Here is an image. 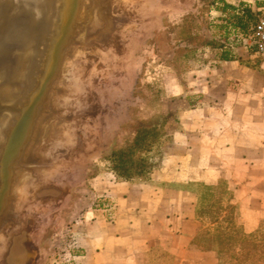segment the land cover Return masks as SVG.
<instances>
[{
	"label": "rangeland",
	"instance_id": "1",
	"mask_svg": "<svg viewBox=\"0 0 264 264\" xmlns=\"http://www.w3.org/2000/svg\"><path fill=\"white\" fill-rule=\"evenodd\" d=\"M138 1L117 0L108 15V35L88 53L86 70L74 72L79 96L68 101L69 111L45 139L49 163L39 177L25 180L18 189L26 200L15 209L16 225L0 242V264H61L75 253V225L88 218L86 206L97 202L90 200L92 178L113 171L110 153L129 144L138 126L165 123L166 134L150 153L151 170L159 168L171 152L177 116L208 102L192 92V70L209 66L223 50L235 56L245 47L249 29L234 26L231 16L238 11L231 6L248 7L255 20L259 14L258 0ZM259 61L257 54L244 59L264 73ZM218 187L225 191L228 213L217 223L202 221L201 237L226 242L233 237L225 228L242 231L231 184L224 179ZM254 233L256 238L264 235V219ZM215 242L208 244L217 252L216 264H246L232 258L233 250L220 252ZM260 247L264 251V244ZM18 250L24 258L14 256Z\"/></svg>",
	"mask_w": 264,
	"mask_h": 264
},
{
	"label": "crops",
	"instance_id": "2",
	"mask_svg": "<svg viewBox=\"0 0 264 264\" xmlns=\"http://www.w3.org/2000/svg\"><path fill=\"white\" fill-rule=\"evenodd\" d=\"M261 7L264 0L255 4ZM237 53L192 70L198 74L192 92L208 102L177 116L171 152L148 179L125 180L114 171L92 178L90 200L97 202L75 225L78 264H216L217 252L200 244L202 183L228 179L241 231L258 229L264 219V73L244 63L246 54H256L252 49ZM104 199L110 213L100 207Z\"/></svg>",
	"mask_w": 264,
	"mask_h": 264
},
{
	"label": "water",
	"instance_id": "3",
	"mask_svg": "<svg viewBox=\"0 0 264 264\" xmlns=\"http://www.w3.org/2000/svg\"><path fill=\"white\" fill-rule=\"evenodd\" d=\"M52 1L46 7L48 13L37 16L22 11L8 20L11 12L15 14L16 8L20 11L24 7L23 3L0 0V21L4 23L0 45L4 56L11 54V58L18 53L26 57L12 82L19 95L0 97V242L16 225L15 209L26 200L21 199L19 187L25 180L39 177L42 166L49 163L44 142L51 127L69 111L68 101L79 96L74 72L86 70L88 53L106 38L111 28V11L103 25L94 30L90 27L92 21L81 22L84 0ZM7 70L4 64L0 66V86L11 77ZM69 84L74 86L73 92L68 89ZM18 251L14 256L24 258L25 254Z\"/></svg>",
	"mask_w": 264,
	"mask_h": 264
},
{
	"label": "trees",
	"instance_id": "4",
	"mask_svg": "<svg viewBox=\"0 0 264 264\" xmlns=\"http://www.w3.org/2000/svg\"><path fill=\"white\" fill-rule=\"evenodd\" d=\"M231 7L238 11V14L234 13L231 16L233 17L234 26L239 27L243 32L249 29L247 31L248 33L252 25L256 22L252 10L248 7ZM247 33L245 32L244 34ZM220 57L222 59H230L234 56L229 50H223ZM164 124L165 123L161 125L143 124L138 126L136 135L129 144L115 149L110 153L108 158L114 160L112 168L118 177L125 180H133L136 178H144L147 174H151L153 171L151 170L153 162L151 161L150 153L166 134ZM218 184H200V186H203L204 190L203 192L200 190L198 215L200 218H204V220L207 218L210 219L212 223H217L224 219L228 213L227 206H224L223 200L225 191H223V188H219ZM211 189L212 191L208 192V190ZM214 205H216L215 209L213 208ZM231 230L230 228L224 229V232H226L229 237H233L226 242H222L215 238L201 237L200 233V244L203 248L213 249L208 242L210 240L212 242L216 241L219 247L223 249L220 250V252L233 250L232 253L235 256H232V258H235L236 261L245 262L246 264H264V251H261L262 247H260L261 244H264V235L260 238H256L255 233L245 234L244 232L239 233L236 230H234V232Z\"/></svg>",
	"mask_w": 264,
	"mask_h": 264
},
{
	"label": "bare ground",
	"instance_id": "5",
	"mask_svg": "<svg viewBox=\"0 0 264 264\" xmlns=\"http://www.w3.org/2000/svg\"><path fill=\"white\" fill-rule=\"evenodd\" d=\"M30 1V2H28ZM141 1V0H139ZM138 1V2H139ZM19 2L23 3L22 9L16 10L15 9V14H12V12L10 13L8 20H11L12 15H16L19 12L22 11H26L28 13H34L37 16L41 15L43 13H48L46 12V7H49L52 5V0H19ZM117 1L116 0H84V3H82V7H81V11H80V19L81 22H91L90 27H92V29L96 30L98 28H100L103 25V20L106 21V14L109 13L110 11H112V9L115 6V3ZM17 3V2H16ZM37 5V6H36ZM119 5V4H118ZM117 5V6H118ZM38 6H41L42 8H38ZM45 7V8H43ZM120 7V6H119ZM117 7V8H119ZM116 8V10H117ZM115 9V8H114ZM115 10V11H116ZM122 11V10H121ZM159 18V16H158ZM92 19V20H91ZM2 21H0V29L3 27ZM158 24V23H157ZM4 34V31L0 32V36H2ZM138 46V44H137ZM138 48V47H137ZM81 52V51H80ZM5 50L2 47V45H0V62L3 60V62L0 64V66H2L3 64L6 66V68L8 69L6 71V73L9 75H11V77L4 81L1 86H0V97L8 99V98H12V96L14 95H19V89L14 86L12 84L13 80L18 76L21 68H22V64L24 62V59L26 58L25 56L22 57L21 55H18V53H16L15 55L13 54V57H9L8 56H4ZM99 54H102L101 51ZM78 57L75 56V58ZM12 59V63H9V60ZM70 62V61H69ZM69 62L66 63L64 70H63V76L66 75L68 68H69ZM65 81V80H64ZM72 90V92L74 91V86L69 84V88ZM9 124V122L6 124V126ZM12 125V122H10V126ZM41 151V148H40ZM18 193V192H17ZM22 199V196H21ZM12 223V222H11Z\"/></svg>",
	"mask_w": 264,
	"mask_h": 264
},
{
	"label": "built area",
	"instance_id": "6",
	"mask_svg": "<svg viewBox=\"0 0 264 264\" xmlns=\"http://www.w3.org/2000/svg\"><path fill=\"white\" fill-rule=\"evenodd\" d=\"M259 14L256 22L252 25L250 31L244 35L245 47L252 49L259 58L261 66L264 68V7L258 9ZM100 207L106 209L108 212L112 209V205L107 199H104ZM110 213V212H109ZM78 246H76L77 248ZM78 250V248H77ZM77 250L71 253L61 264H78L76 258L78 256Z\"/></svg>",
	"mask_w": 264,
	"mask_h": 264
}]
</instances>
